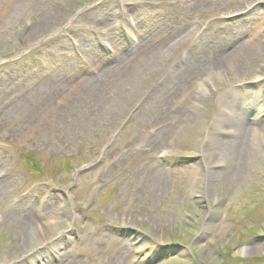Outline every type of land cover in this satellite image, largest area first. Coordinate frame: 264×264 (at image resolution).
Masks as SVG:
<instances>
[{
	"label": "rangeland",
	"instance_id": "obj_1",
	"mask_svg": "<svg viewBox=\"0 0 264 264\" xmlns=\"http://www.w3.org/2000/svg\"><path fill=\"white\" fill-rule=\"evenodd\" d=\"M254 1L39 0L0 25V264H264V250L238 253L264 246V107H255L261 132L246 140L257 164L236 184L229 171L235 137L228 134L247 116L241 108L249 98L264 106V54L232 83L210 76L208 86L195 90L209 95L202 108L153 150L141 143L157 133L156 107L176 94L177 75L194 56L235 35L229 49L264 36V0ZM31 28L41 30L34 40ZM139 44L154 48L146 58L156 53L158 63L133 89L138 95L101 103L96 94L118 87L108 76L101 92L76 96L78 82ZM173 44L167 65H159V52ZM108 55L113 59L99 66L89 63ZM66 62L83 70L64 71ZM42 99L52 109L63 106L64 119L30 115L8 126L7 111ZM150 170L170 181L153 201L141 190ZM49 196L61 203L50 221L56 237L38 220L20 242L12 208L36 207Z\"/></svg>",
	"mask_w": 264,
	"mask_h": 264
},
{
	"label": "bare ground",
	"instance_id": "obj_2",
	"mask_svg": "<svg viewBox=\"0 0 264 264\" xmlns=\"http://www.w3.org/2000/svg\"><path fill=\"white\" fill-rule=\"evenodd\" d=\"M38 1L39 0H3L0 5V12L2 16L4 15V22L0 21V25H3L6 21L9 22L12 18L17 19L22 17L26 10L38 4ZM258 2L259 0H255L253 3ZM98 20L97 23L100 21L102 22L103 18L99 21ZM40 32L41 30L38 28H31L28 32V36L30 39L34 40L35 36L40 34ZM186 36H189V33L187 35H180V41L182 42ZM234 40L237 42L236 35L231 37L228 40V43L226 42L224 46H220L218 48L215 45L214 48L208 47L210 50H213H211V53L202 52L197 56H194L188 66L179 72L176 78V94L174 96H170L166 99V101H164L160 111L159 106L156 107L155 113L157 120L155 121L153 128L157 129V133L153 137H145L141 142L142 144L150 150H153L164 143V141L172 134L175 127L183 124L189 119V116H192V113H194L197 109L202 108L207 103L209 95L203 97L198 96L195 93V90L198 85H203V87L208 86L211 82L210 76L217 75L220 79L225 80L228 83H232L236 76H240L245 69H248V67L251 66L254 59L257 58L256 56L264 54V36H261L257 40L253 39V41L241 42L232 49H229L230 46L235 44ZM144 46L139 44L134 49L130 46L126 53L121 49L122 53L118 59H115L113 55H108L104 59H102L101 56L98 60L94 58L90 59L89 63L91 65L99 66L105 63L104 61H107L109 57H112V59L114 57V64L111 67H102L96 76L78 82L76 84L78 86L76 96H80L81 93H84L85 96H93L95 95V91L101 92L102 85L105 83V78L110 76L108 77V82L112 79H117L118 87H115L113 84V89H109L107 91L108 94L105 93L99 96L96 94L95 97L97 98L102 96L100 99L101 103L110 102L111 100L116 102L118 101V103L122 101L123 103L124 101L131 100L132 97H135V94H137L135 93L136 91H133V89L139 88L141 86L142 79L146 75L153 72L149 67L151 66V62L153 61L154 63L155 61L156 64L158 63L156 53H153L154 55H152L150 59L146 58L148 55H151L154 48L147 49L146 45ZM175 46L176 45L173 44L165 48L164 51L159 52V65H167L169 58L173 54L172 52L175 50ZM202 48L205 49V47ZM140 61L143 62L138 64ZM72 66L75 67L73 63L66 62L63 70H67L71 74L74 71L78 72L83 70L78 68L74 69ZM60 82L62 83V80H60ZM58 87L60 86H56V90H58ZM104 87H106V85H104ZM206 90L209 92V87H206ZM263 97H261L260 100L263 99ZM91 98L92 97L90 96L88 99L92 101ZM69 100L72 99H68L67 106L69 110H72L76 106L73 101L69 102ZM178 100H182V102L188 104V107H178L176 103ZM229 101L233 106L231 99H229ZM257 103L258 99L253 101L252 97L249 98V100H247L245 105L241 108V110H243L242 114H247L248 116V121L247 116H243V119L246 118L247 123H244L242 119L239 123L238 129H230V131L226 130L229 131L228 134L235 137V140L231 143L233 156L229 167V171L231 172L230 182L232 184H236L241 181L249 172H252L253 168L257 164V161H255L256 153L247 145L246 142L251 135L261 132V130L258 129V123L261 122L264 117L261 118L258 110L264 106H257ZM24 104L25 103L22 102V104L15 105L12 109L7 111L6 114H4V120L8 121V126H13L11 128L19 127L24 124L25 122L23 119L30 115L46 117L49 118V121L53 122H59L64 119L65 110L62 108L63 106H57L52 109L49 99L39 100L30 108ZM101 105L103 106L104 104ZM255 107H257L258 110H255ZM61 108L63 110H61ZM48 110H50V114ZM253 110H255V112H253ZM251 111L253 112L252 116L250 113V115H248V112ZM261 112L264 113L263 111ZM235 113L236 116L240 114L239 110H235ZM225 129L227 128L225 127ZM218 166L219 164L217 163L213 166L208 165L207 169H212V171H214L218 168ZM151 174L152 170L145 172L144 186H142L141 190H143L145 195L153 201L157 200V198L168 190L170 181L167 175H165V177H155L153 175L150 176ZM4 184L5 182L0 181L1 188ZM1 188L0 195L4 194V190H1ZM41 203L42 204L35 205L36 207H34V205L28 206L25 205V203H20L17 207L12 208V214L14 215V218L17 221V226L20 229V242L25 240L26 231H28L32 225L38 224V220L47 221L48 230L52 232L51 239L56 237L55 223H51L50 221L55 219L54 217L58 214L61 203L57 200L55 201L51 196L46 197ZM263 250L264 246L253 248L242 247L238 250V253L242 255H250L260 253ZM125 262L126 261H124L123 264H125Z\"/></svg>",
	"mask_w": 264,
	"mask_h": 264
}]
</instances>
